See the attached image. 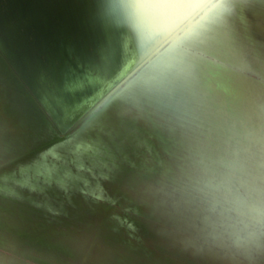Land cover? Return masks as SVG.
<instances>
[{"label":"rangeland","instance_id":"1","mask_svg":"<svg viewBox=\"0 0 264 264\" xmlns=\"http://www.w3.org/2000/svg\"><path fill=\"white\" fill-rule=\"evenodd\" d=\"M52 1L0 0L11 65L46 55ZM260 23L240 100H223L232 93L188 45L170 48L68 136L0 55V264H246L264 253V14ZM54 70L35 72L31 91L70 113L85 87Z\"/></svg>","mask_w":264,"mask_h":264},{"label":"crops","instance_id":"2","mask_svg":"<svg viewBox=\"0 0 264 264\" xmlns=\"http://www.w3.org/2000/svg\"><path fill=\"white\" fill-rule=\"evenodd\" d=\"M67 2L72 8L64 7L61 12V36L43 59L53 58L60 64L65 83L70 80L67 85L85 88L78 108L69 109V113L61 107V115L56 114L61 119L58 124H65V118L69 124L70 117L90 109L173 36L163 53L170 48L184 53L188 45L196 61L205 63V71L214 72L215 83L232 93L223 95V100H240L238 79L246 66L254 69L264 0H175L177 7L171 14L156 10L159 6H150L148 0ZM140 3L143 7H138ZM256 20L259 26H255ZM247 53L249 66L242 59ZM47 108L54 110L50 105ZM261 246L257 244L255 250ZM237 262L238 258L231 264ZM246 264H264V253L257 252L252 263Z\"/></svg>","mask_w":264,"mask_h":264},{"label":"water","instance_id":"3","mask_svg":"<svg viewBox=\"0 0 264 264\" xmlns=\"http://www.w3.org/2000/svg\"><path fill=\"white\" fill-rule=\"evenodd\" d=\"M101 2L105 4H111L112 0H101ZM67 3H68L67 0H57V3L55 1L54 2L52 1V4L51 3L46 4L48 6L47 7L48 10H47V13H45V15L43 14L42 16H44L45 21L50 24V28L52 29V31L47 30L46 32L47 34H45L46 43H45L44 52L51 51L50 49L53 46L54 42H56L59 36H61V30H62L61 12L64 7H65V10L67 9V7L72 8L71 5L67 6ZM56 22L57 24H55ZM173 38L174 36L169 38L160 47H157L155 51H153L147 57L142 59L139 62L138 66L133 70L132 73H130L125 79H123L111 92L103 96L102 99L98 101L97 103H95L90 109H88L82 115H79V116L73 115L72 117H70L69 124L67 123L68 118L67 119L65 118L64 120L66 121L65 124H62V123L58 124L57 123L58 120H61V119L57 118L56 114H58L59 112H56L55 109L50 110V108H47L48 105L43 101V98L40 96V94L37 95L36 92L34 94L33 91H31V85H30L31 79H35L37 77L35 75V72L36 74L39 72V77L41 75L42 76L44 75L43 72L51 71V74H52V70L55 68H59L62 70V67L60 66V64L58 65L54 63L53 58H49V59L44 58L42 60L40 57L36 56L35 58L31 57L29 61L27 62H25L24 60L25 64L22 62L23 65L18 62V57H16L14 59V63L11 65L4 56H2L1 54L0 55L3 61L5 62V64L11 69L13 75L17 78L19 83L25 88L29 97L31 98V101H33L35 105L38 107V109L42 112L44 118L49 123L51 128H53V130L59 135L68 136L71 133H73L77 128H79L83 122H86L88 118L92 116V114L95 115L96 112H102L103 110H105L112 104L113 100L114 101L117 100L118 96L121 93L122 94L126 93L129 87H132L134 80L140 77V75L144 72V70L148 68V66L152 64L153 61L159 58L161 53H163L165 47H167V45L172 42ZM36 65H37V69H36ZM20 67H21V70L19 69L20 71V74H19L17 72H19L18 68ZM24 70H26L27 72H23ZM56 71L57 70H54L53 73H56L58 77L63 79V75L58 74V72ZM22 73H25L26 75ZM28 87H30V90Z\"/></svg>","mask_w":264,"mask_h":264},{"label":"clouds","instance_id":"4","mask_svg":"<svg viewBox=\"0 0 264 264\" xmlns=\"http://www.w3.org/2000/svg\"><path fill=\"white\" fill-rule=\"evenodd\" d=\"M138 7H143V4L142 3L138 4Z\"/></svg>","mask_w":264,"mask_h":264}]
</instances>
